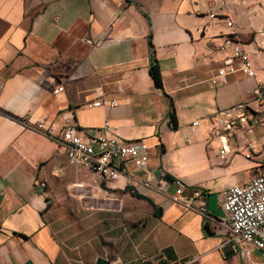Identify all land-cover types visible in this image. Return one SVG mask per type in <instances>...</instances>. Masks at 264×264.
Masks as SVG:
<instances>
[{
    "label": "crops",
    "instance_id": "crops-1",
    "mask_svg": "<svg viewBox=\"0 0 264 264\" xmlns=\"http://www.w3.org/2000/svg\"><path fill=\"white\" fill-rule=\"evenodd\" d=\"M227 39L255 77L226 65ZM223 68L235 72L219 78ZM259 81L264 0H0V264H261L175 201L173 183L202 190L221 220L226 188L264 173ZM240 105L250 126L222 156L214 128ZM66 121L84 138L143 141L147 167L129 161L107 182L71 166L57 142Z\"/></svg>",
    "mask_w": 264,
    "mask_h": 264
},
{
    "label": "built area",
    "instance_id": "built-area-1",
    "mask_svg": "<svg viewBox=\"0 0 264 264\" xmlns=\"http://www.w3.org/2000/svg\"><path fill=\"white\" fill-rule=\"evenodd\" d=\"M230 28L233 23H228ZM231 48V55L226 65L239 63L242 71L249 77H255L252 64L247 51L240 42L227 39L221 47L222 51ZM234 69L223 68L218 71V77L223 78L233 74ZM59 88L58 91H62ZM255 101L264 105V83L259 81L253 90ZM103 103L95 102L90 106H101ZM231 111L234 113L232 114ZM220 114V126L214 128V135L222 138L221 155L228 153L227 141L229 135H234L243 126H250L252 111L244 105ZM262 117L253 120L256 124L264 126V111ZM38 127L49 138L56 137L57 129L53 124L45 126L39 123ZM87 137L80 135L77 126L66 121L60 135L58 144L65 150L69 164L76 168H86L97 174L102 180L113 182L126 173V164L134 161L140 169L148 164V147L143 141L126 142L118 138H96L87 131ZM160 176L165 178L161 172ZM173 183L177 187L174 200L180 201L188 211H194L204 216L208 222L221 227L226 235L225 244L231 245L242 260L249 262L253 252L262 254L261 264H264V173L255 175L243 185L230 186L223 192V210L226 218L217 220L206 214L205 194L202 190H193L188 194L187 186L180 179ZM41 187L43 183L37 182ZM184 264V263H177Z\"/></svg>",
    "mask_w": 264,
    "mask_h": 264
},
{
    "label": "trees",
    "instance_id": "trees-1",
    "mask_svg": "<svg viewBox=\"0 0 264 264\" xmlns=\"http://www.w3.org/2000/svg\"><path fill=\"white\" fill-rule=\"evenodd\" d=\"M151 75H152V79H153V81L155 83V86L158 89H162V79H161V75H160L159 70L156 67H153L151 69Z\"/></svg>",
    "mask_w": 264,
    "mask_h": 264
}]
</instances>
